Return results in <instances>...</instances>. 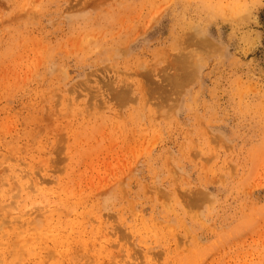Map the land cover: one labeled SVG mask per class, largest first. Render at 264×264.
I'll use <instances>...</instances> for the list:
<instances>
[{"label":"rangeland","instance_id":"rangeland-1","mask_svg":"<svg viewBox=\"0 0 264 264\" xmlns=\"http://www.w3.org/2000/svg\"><path fill=\"white\" fill-rule=\"evenodd\" d=\"M0 264H264V0H0Z\"/></svg>","mask_w":264,"mask_h":264},{"label":"bare ground","instance_id":"bare-ground-1","mask_svg":"<svg viewBox=\"0 0 264 264\" xmlns=\"http://www.w3.org/2000/svg\"><path fill=\"white\" fill-rule=\"evenodd\" d=\"M191 41H192V40H191ZM199 46H200V45H199ZM187 59H188V58H187ZM185 61H186V60H185ZM188 61H189V60H188ZM186 62H187V61H186ZM186 62H185V63H186ZM188 64H189V63H188ZM189 65H191V63H190ZM193 66H194V65H193ZM188 67H189V66H188ZM185 68H186V67H184V69H185ZM177 69H181V68H177ZM186 69H187V68H186ZM192 69H193V68H192ZM181 70H183V67H182ZM181 70H180V71H181ZM177 71H178V70H177ZM186 71H187V75H189L190 73H188V72H192L193 70H192V71H190V70H189V71L186 70ZM178 72H179V71H178ZM178 72H177V75L180 77V75H182V73H183L184 71H183V72H180L181 74H178ZM183 76H185L184 73H183ZM174 77H175V76H174ZM174 77H173V78H174ZM171 79H172V76H171ZM176 79H177V78H176ZM187 79H188V76H187ZM187 79H186V80H187ZM186 80H184V81H186ZM179 83H181V82H179Z\"/></svg>","mask_w":264,"mask_h":264}]
</instances>
